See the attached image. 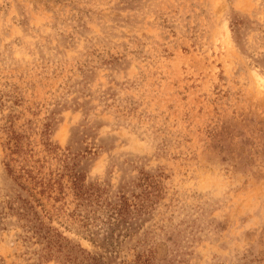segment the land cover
I'll list each match as a JSON object with an SVG mask.
<instances>
[{
    "label": "rangeland",
    "instance_id": "rangeland-1",
    "mask_svg": "<svg viewBox=\"0 0 264 264\" xmlns=\"http://www.w3.org/2000/svg\"><path fill=\"white\" fill-rule=\"evenodd\" d=\"M0 264H264V0H0Z\"/></svg>",
    "mask_w": 264,
    "mask_h": 264
}]
</instances>
